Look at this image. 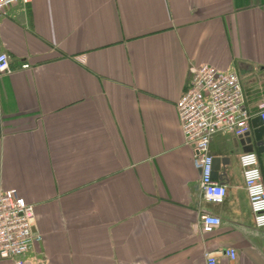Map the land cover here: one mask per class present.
I'll list each match as a JSON object with an SVG mask.
<instances>
[{
  "label": "crops",
  "instance_id": "crops-1",
  "mask_svg": "<svg viewBox=\"0 0 264 264\" xmlns=\"http://www.w3.org/2000/svg\"><path fill=\"white\" fill-rule=\"evenodd\" d=\"M3 51L0 189L34 205L43 236L27 264H208L209 252L215 264H264L240 139H211L230 160L214 178L225 200L210 203L177 111L191 66L207 63L239 74L256 113L264 0H20L0 13ZM209 213L221 223L205 233Z\"/></svg>",
  "mask_w": 264,
  "mask_h": 264
},
{
  "label": "built area",
  "instance_id": "built-area-1",
  "mask_svg": "<svg viewBox=\"0 0 264 264\" xmlns=\"http://www.w3.org/2000/svg\"><path fill=\"white\" fill-rule=\"evenodd\" d=\"M20 0H0V13ZM28 1V0H23ZM11 71L9 56L0 52V74ZM178 117L185 142L194 147V166L200 171V187L206 201L221 204L227 187L215 180L210 143L214 135L231 134L236 137L251 131V121L259 116L264 125V97L257 104L255 114L245 108V93L239 74L233 70H219L202 63L190 68V78L177 102ZM243 170L245 190L255 226L264 228V180L256 152H243L239 156ZM219 217L207 214L201 218L203 232L211 233L219 226ZM35 208L17 189H0V260L14 264H27V255L43 241L34 231ZM231 259L237 257L234 248L222 251ZM208 264H215L213 253L206 254Z\"/></svg>",
  "mask_w": 264,
  "mask_h": 264
},
{
  "label": "water",
  "instance_id": "water-1",
  "mask_svg": "<svg viewBox=\"0 0 264 264\" xmlns=\"http://www.w3.org/2000/svg\"><path fill=\"white\" fill-rule=\"evenodd\" d=\"M252 126L255 128L254 135H255L256 145L257 147H259L261 145L260 141L262 140V136L264 133V125L262 124V120L259 116L255 117L252 120ZM238 138L240 139L239 141L243 145V150L246 151V153L255 150V145L252 143L253 140H252L251 132H248L242 136H238ZM229 160H230L229 157H220V156L213 157V170H212L213 178H217L221 176L220 174L221 168L227 165L229 163Z\"/></svg>",
  "mask_w": 264,
  "mask_h": 264
},
{
  "label": "rangeland",
  "instance_id": "rangeland-1",
  "mask_svg": "<svg viewBox=\"0 0 264 264\" xmlns=\"http://www.w3.org/2000/svg\"><path fill=\"white\" fill-rule=\"evenodd\" d=\"M36 252H37V251H36ZM33 256H34V259H31L30 263H31V264H38V257H37V254H34ZM30 263H29V264H30Z\"/></svg>",
  "mask_w": 264,
  "mask_h": 264
}]
</instances>
